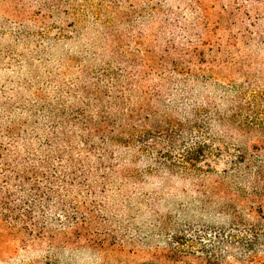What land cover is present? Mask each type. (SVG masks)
Here are the masks:
<instances>
[{
    "label": "trees",
    "instance_id": "trees-1",
    "mask_svg": "<svg viewBox=\"0 0 264 264\" xmlns=\"http://www.w3.org/2000/svg\"><path fill=\"white\" fill-rule=\"evenodd\" d=\"M38 1L41 7L42 1L47 2ZM88 1L92 4L86 0L83 6L87 8L80 9L78 0H51L49 8L57 11L64 5L67 10L63 12L73 16V26L81 20L80 13L96 7L100 13L112 9L121 21L129 18L124 10L129 0H103L101 7H89ZM168 1L144 0L147 7H141L158 15L163 22L161 29L169 35L162 38L159 54H150L146 48L150 59L142 57L137 63L119 50L118 42L111 52L118 51L119 63L125 67L103 68L92 81L63 86L55 106L50 103L41 109H22L19 114H14V109H2L0 227L17 235L24 225L46 226L52 209L59 211L70 226L80 222L90 225L97 219L92 207L98 190H107L116 178L137 177L133 166L144 156L155 159L159 169L181 174L202 187L199 201L204 206L213 195L223 201L218 212L226 217L227 225L214 235L199 232L195 239L178 233L174 250L190 248L192 251L182 256L194 255L200 264H218L228 258L240 264H264V148L263 155L251 157L244 149L231 157L234 171L226 173L231 174L230 190H223V180H215V189L206 191V176L211 170L208 154L212 150L204 134L193 135L209 124L223 127L228 118L218 105L212 106L209 97L203 100L205 104L194 101V82L207 83L215 78L214 73L235 67L250 80L245 69L252 65L251 57L229 60V49L224 51L219 37L212 38L217 25L227 24L228 29L239 17L230 9L212 13L210 0H185V9L178 6L177 10L167 7ZM13 9L17 12L15 5ZM241 29L237 37L229 35L237 39L235 46L238 41H249L246 29ZM156 73L160 83H154ZM214 80L225 90L218 77ZM262 132L264 136V129ZM162 141L169 147L164 149ZM143 172L151 175L153 169L147 165Z\"/></svg>",
    "mask_w": 264,
    "mask_h": 264
},
{
    "label": "rangeland",
    "instance_id": "rangeland-1",
    "mask_svg": "<svg viewBox=\"0 0 264 264\" xmlns=\"http://www.w3.org/2000/svg\"><path fill=\"white\" fill-rule=\"evenodd\" d=\"M85 1L78 0L80 9L87 8L83 6ZM91 1L92 4L87 3L89 7H101L103 3ZM214 2L208 1L212 13L230 9L239 20L228 29L227 24L217 25L212 38L219 37L224 51L229 49V60L248 55L253 61L244 68L250 73L249 81L236 67L213 74L227 92L212 78L207 83H191L194 101L205 104L203 100L209 97L212 106L218 105L228 117L224 128L209 124L193 134H204L212 150L208 154L211 170L206 176V191L215 189V180H223V190L227 191L231 174L226 173L234 171L235 160L231 157L244 149L251 157L263 155L264 0ZM40 4L38 0L0 1V113L2 109H14V114H19L22 109H41L50 103L55 106L63 95V86L76 87L92 81L91 77H98L103 68L125 67L119 63L118 51L111 52L118 42L119 50L141 63L142 57H151L146 48L150 54H159L162 38L169 36L166 29H161L163 22L158 15L142 10L147 7L144 0L126 3L124 10L129 18L125 21L112 9H103L102 13L98 7L84 10L81 20L75 21L76 28L71 22L73 16L63 12L67 10L64 5L56 11L49 8L51 0L42 1L43 7ZM178 6L185 9V0L167 2L172 10ZM241 27L246 29L249 41H238L235 46L237 39L229 35L237 37L244 30ZM226 55L221 57L225 59ZM149 65L153 67L154 63ZM167 65L171 67L170 63ZM155 76L154 83H160L161 77L157 73ZM69 101L73 102V98ZM162 147L169 146L162 141ZM147 165L153 169L151 175L143 172ZM158 166L155 159L141 156L133 166L138 170L137 177L116 178L107 190L99 189L92 207L97 219L90 225L80 222L70 226L59 211L52 209L44 227L24 225L17 235L0 227V264H200L194 255L182 256L192 251L190 248L174 250L175 237L182 233L195 239L199 232L208 233L207 236L217 233L228 223L218 212L223 201L211 193L212 200L204 206L199 201L202 187ZM221 247L224 249L225 245ZM218 264L240 263L228 258Z\"/></svg>",
    "mask_w": 264,
    "mask_h": 264
}]
</instances>
